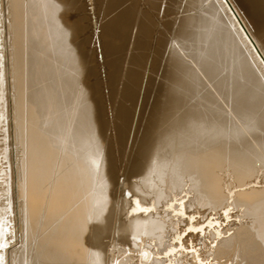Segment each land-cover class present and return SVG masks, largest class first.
Listing matches in <instances>:
<instances>
[{
  "label": "bare ground",
  "instance_id": "obj_1",
  "mask_svg": "<svg viewBox=\"0 0 264 264\" xmlns=\"http://www.w3.org/2000/svg\"><path fill=\"white\" fill-rule=\"evenodd\" d=\"M87 1L124 101L82 0H0V264H264V0H173L137 113L150 25Z\"/></svg>",
  "mask_w": 264,
  "mask_h": 264
},
{
  "label": "rangeland",
  "instance_id": "obj_2",
  "mask_svg": "<svg viewBox=\"0 0 264 264\" xmlns=\"http://www.w3.org/2000/svg\"><path fill=\"white\" fill-rule=\"evenodd\" d=\"M86 1V2H85ZM160 1V2H159ZM167 0H142V1H140V0H131V1H127V3L125 2V5L123 4L122 5V7H124V6H126L127 4H129L130 2H134L135 4H136V2H138L137 3V7H136V11H135V16L136 17H138V18H144V20H147V23H148V25H150L149 26V28H150V34H149V36L147 37V43H146V48H144L143 50H142V54H144L142 57V61H141V64L139 65V67H138V70H139V78H138V82H136V84H134L133 86H132V88H134V92H135V94H134V98H135V96H136V100H138V104H137V106H136V108H135V113H137L138 112V110H139V108L141 109V100L145 103V105H143V106H145V107H143V108H147V106H148V104H149V102H150V97L152 96V92H153V89H155V87L158 85V83L160 82V72H161V69H160V63H156V65L155 66H153V61H154V56H155V47H156V40L158 39V37H160L159 35H161V34H165V38H166V40L168 41V42H170V40H172L171 38L173 37L171 34H169L168 33V29H166V28H164V27H162L163 26V24H164V22L165 21H168V19H172L173 18V15H174V11L172 10V9H175V7H177L176 5L177 4H174L175 2L173 1V0H168L167 2H166ZM173 3V6H172V3ZM80 2H81V0H80ZM151 2V3H150ZM153 2V3H152ZM168 2H170V3H168ZM86 3H87V5H86ZM166 4V5H165ZM171 4V5H170ZM81 5L83 6V8L79 11V14L81 15V16H85V17H87V24H88V27H89V30H92V31H89L88 30V33L90 34L91 32V35H90V43H89V48L90 49H92L93 50V57H94V61H95V63H96V74H95V76H94V79L95 80H97V81H101L102 80V82H100L101 84H99V91H100V96H102L101 97V101L102 102H105V101H107V99H109L110 101H113V100H115V101H124L123 99L121 100V96L119 95V93H117V92H120L119 90H121V86H123L124 84H126L127 83V79H126V77H125V69H127L128 68V66H129V64L127 63V58H128V55L130 54V52H129V50L128 49H126V52H124L123 54H122V56L120 57L121 58V62H120V69H119V74H118V79H116V82H114V85H112V86H114V87H112L111 85H109L108 84V82H107V75H106V67H104V68H101V64H102V62H103V55H102V52H101V50H100V48H99V43H101L100 42V40H99V38L98 37H95V35H93L94 34V30H95V24H97V23H95V21L96 22H98L97 20L98 19H96V17L95 16H97V12H95V10L96 11H98L96 8H95V10H94V7H95V5L94 4H91V6L89 5V2L87 1V0H82V3H81ZM86 5V6H85ZM101 6H103V2L100 4ZM167 7V9H166V7ZM173 8H172V7ZM99 7V6H98ZM144 7V8H143ZM166 10H165V9ZM169 8H171V9H169ZM139 9V11H137ZM169 9V10H168ZM118 10V9H117ZM171 11L172 12V14H166L165 13V11ZM83 11V12H82ZM94 11V13L96 14V15H94V19H93V14L91 13V12H93ZM163 11H164V13H163ZM141 12H144V13H141ZM162 12V13H161ZM84 13H86V14H84ZM141 13V14H140ZM143 14V15H142ZM144 14H146V16L144 15ZM89 17H88V16ZM163 15V16H162ZM148 17L149 18V20H148V18L146 19V18ZM97 18H99V17H97ZM91 19V20H90ZM105 19H102L101 20V22H103ZM151 20V21H150ZM151 23H150V22ZM157 21V22H156ZM89 25H91V26H89ZM133 26V25H132ZM94 27V28H93ZM135 28V27H134ZM168 30V31H167ZM96 31V30H95ZM165 31V32H164ZM93 36V37H92ZM168 36L169 37H171V38H168ZM95 40V41H94ZM94 44V45H93ZM154 46V47H153ZM0 51H1V53L3 54V59H4V62L2 63V65H4V67H2V68H0V69H3L4 70V73H5V77H6V75H8V78H9V73L8 72H6L7 71V67H8V61H9V57H8V54H7V52L9 51V47H8V42H7V34H4V36L2 37V40L0 41ZM94 48V49H93ZM95 50V51H94ZM146 50V51H145ZM148 55V56H147ZM153 56V57H152ZM160 60H161V58H159ZM153 60V61H152ZM127 66H126V65ZM145 64V65H144ZM159 64V65H158ZM98 65H100L99 67H98ZM142 65V66H141ZM1 66V65H0ZM104 66V65H103ZM123 67H125V68H123ZM97 68H98V70H97ZM157 68V69H156ZM101 69V70H100ZM123 69V70H122ZM141 70V71H140ZM99 71V72H98ZM124 72V73H122V72ZM101 72V73H100ZM154 72V73H153ZM121 73V74H120ZM142 73V74H141ZM149 75V76H148ZM125 77V78H124ZM146 77V78H145ZM148 77H149V79H148ZM102 78V79H101ZM159 79V80H158ZM104 80V81H103ZM119 80V81H118ZM126 80V81H125ZM122 81V82H121ZM118 84V85H117ZM156 84V85H155ZM108 85V86H107ZM137 85V86H136ZM117 86V87H116ZM118 86H120V88L118 87ZM136 86V87H135ZM102 87V88H101ZM112 87V91H111V88ZM151 88H153V89H151ZM114 89V90H113ZM137 90V92H136V90ZM110 90V91H109ZM103 91V92H102ZM115 91V92H114ZM112 93V95H111V93ZM5 97H6V99H7V104H6V112H7V118H8V120L9 119H11V117H12V113H11V110H10V103L8 102V98L10 97V88H9V83L7 84L6 83V85H5ZM105 93H107V94H105ZM110 93V94H109ZM115 93H117L116 95H115ZM103 94H104V96H103ZM114 94V95H113ZM108 95V96H107ZM113 97L114 99H112V98H109V97ZM149 96V97H148ZM145 97V98H144ZM103 99V100H102ZM117 99V100H116ZM145 101H144V100ZM150 99V100H149ZM127 103V102H126ZM110 112V113H109ZM106 114H107V116L109 117V118H111V116H110V114H112V112H111V107H110V104H108V106H107V109H106ZM106 117V116H105ZM11 127V126H10ZM107 133H110V131H107ZM196 247H198V245H196ZM108 249H109V247H108ZM234 252H232V254L231 255H229L230 256V258L232 257V255H233V258H229L228 259V261L225 263V264H228V262L230 263V262H232V261H237L238 262V260H240L241 259V255H240V252L238 253V252H236V251H239L238 249L236 250V249H234L233 250ZM234 253H235V255H234ZM238 257V258H237ZM236 259V260H235ZM221 260H223V259H221Z\"/></svg>",
  "mask_w": 264,
  "mask_h": 264
}]
</instances>
